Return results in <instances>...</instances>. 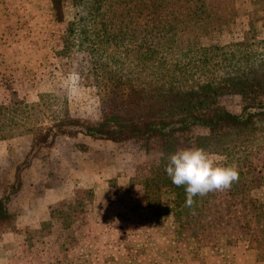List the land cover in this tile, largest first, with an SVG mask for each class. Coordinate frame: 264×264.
<instances>
[{
    "label": "trees",
    "instance_id": "obj_1",
    "mask_svg": "<svg viewBox=\"0 0 264 264\" xmlns=\"http://www.w3.org/2000/svg\"><path fill=\"white\" fill-rule=\"evenodd\" d=\"M50 2L54 19L67 23L62 54L87 56L106 116L95 123L74 119L67 100L54 106L53 93L51 104L48 95L34 103L0 104V140L31 134L33 147L42 148L74 134L114 142L155 139L163 156L143 181L146 203L160 205L168 189L177 235L191 229L199 247H216L225 237L226 246L244 244L264 261V177L253 163L264 149V40L202 44L211 25L221 32L236 22L238 0ZM226 96L241 98L240 115L222 105ZM195 128L208 133L195 145L225 156L238 179L217 202L209 192L188 206L184 187L171 182L165 167ZM19 187L17 181L0 198V227L11 219L8 202Z\"/></svg>",
    "mask_w": 264,
    "mask_h": 264
},
{
    "label": "rangeland",
    "instance_id": "obj_2",
    "mask_svg": "<svg viewBox=\"0 0 264 264\" xmlns=\"http://www.w3.org/2000/svg\"><path fill=\"white\" fill-rule=\"evenodd\" d=\"M237 10L236 22L223 31L210 26L204 46L264 40V0H238ZM71 14L67 10V20ZM66 28L54 19L50 0H0L1 105L39 102L44 95L51 104L53 93L54 106L67 100L74 119L95 123L106 116L87 56L62 54ZM221 103L242 113L238 96ZM207 134L193 129L180 149L197 147L195 138ZM258 155L253 163L260 179L264 149ZM160 157L155 139L114 142L74 134L42 148L33 147L31 134L0 140V198L20 182L8 202L11 219L0 227V264H264L256 250L226 246L225 237L216 247H199L191 229L175 233L170 190L160 205L144 199L143 181ZM46 188L51 204L40 206L35 200L46 198ZM224 192L213 191V201Z\"/></svg>",
    "mask_w": 264,
    "mask_h": 264
},
{
    "label": "clouds",
    "instance_id": "obj_3",
    "mask_svg": "<svg viewBox=\"0 0 264 264\" xmlns=\"http://www.w3.org/2000/svg\"><path fill=\"white\" fill-rule=\"evenodd\" d=\"M224 160L201 147L181 148L167 157L165 172L174 185L184 187L186 204L191 206L195 197L227 190L238 179L236 166Z\"/></svg>",
    "mask_w": 264,
    "mask_h": 264
},
{
    "label": "crops",
    "instance_id": "obj_4",
    "mask_svg": "<svg viewBox=\"0 0 264 264\" xmlns=\"http://www.w3.org/2000/svg\"><path fill=\"white\" fill-rule=\"evenodd\" d=\"M8 141V140H7ZM1 142H3V141H1ZM29 187H31V185L30 184H24V186H23V188L24 189H28ZM36 187V186H35ZM46 190H47V193H46V195H45V197L46 198H43L41 201H37V200H35L36 201V203L38 204V205H40V206H43V205H49V204H51V199H50V197H51V189H47L46 188ZM12 197V196H11ZM10 197V198H11ZM8 210L10 211V208L8 207Z\"/></svg>",
    "mask_w": 264,
    "mask_h": 264
}]
</instances>
